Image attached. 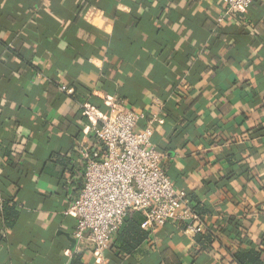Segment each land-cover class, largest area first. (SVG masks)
<instances>
[{
	"label": "crops",
	"instance_id": "1",
	"mask_svg": "<svg viewBox=\"0 0 264 264\" xmlns=\"http://www.w3.org/2000/svg\"><path fill=\"white\" fill-rule=\"evenodd\" d=\"M0 0V264H236L264 261V0ZM63 86L66 89L63 90ZM133 109L182 195L187 221L119 237L98 257L64 211L84 187L80 149L105 152L86 106ZM197 211V210H196ZM71 239H76L73 243Z\"/></svg>",
	"mask_w": 264,
	"mask_h": 264
},
{
	"label": "built area",
	"instance_id": "2",
	"mask_svg": "<svg viewBox=\"0 0 264 264\" xmlns=\"http://www.w3.org/2000/svg\"><path fill=\"white\" fill-rule=\"evenodd\" d=\"M255 0H222L227 14L246 11ZM63 90L66 86L62 87ZM107 115L86 106L84 114L91 121V131L105 148L101 158L88 148L80 149L86 161L84 187L80 196L64 214L76 220L74 237L87 238L102 257L131 210L144 215L142 228L154 230L169 223L187 221L186 228L201 231L199 214L187 205L181 212L183 198L163 168L164 153L155 143L154 126L161 120L154 116L145 127L139 126L141 115L108 101Z\"/></svg>",
	"mask_w": 264,
	"mask_h": 264
},
{
	"label": "trees",
	"instance_id": "3",
	"mask_svg": "<svg viewBox=\"0 0 264 264\" xmlns=\"http://www.w3.org/2000/svg\"><path fill=\"white\" fill-rule=\"evenodd\" d=\"M197 212H200L199 206H196ZM144 221V215L139 211H129L125 216L120 228H123V235L121 242L125 246V251L130 252L140 242L147 238L148 233L142 228ZM214 240V235L209 231H200L196 235V241L204 249L211 246V242ZM263 251L261 249H244L238 248L233 253V259L236 264H264ZM175 264H181L176 261Z\"/></svg>",
	"mask_w": 264,
	"mask_h": 264
},
{
	"label": "water",
	"instance_id": "4",
	"mask_svg": "<svg viewBox=\"0 0 264 264\" xmlns=\"http://www.w3.org/2000/svg\"><path fill=\"white\" fill-rule=\"evenodd\" d=\"M73 241V243H76V239H71Z\"/></svg>",
	"mask_w": 264,
	"mask_h": 264
}]
</instances>
